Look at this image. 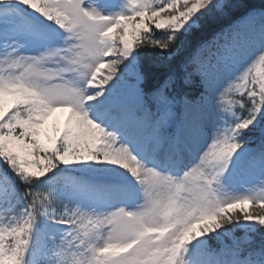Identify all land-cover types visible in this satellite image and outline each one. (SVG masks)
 Segmentation results:
<instances>
[{"label": "snow or ice", "instance_id": "1", "mask_svg": "<svg viewBox=\"0 0 264 264\" xmlns=\"http://www.w3.org/2000/svg\"><path fill=\"white\" fill-rule=\"evenodd\" d=\"M237 9L0 0V264H264V10Z\"/></svg>", "mask_w": 264, "mask_h": 264}, {"label": "trees", "instance_id": "2", "mask_svg": "<svg viewBox=\"0 0 264 264\" xmlns=\"http://www.w3.org/2000/svg\"><path fill=\"white\" fill-rule=\"evenodd\" d=\"M238 9H237V18L249 14L250 12H259L264 10V0H237ZM252 214L264 212L260 208H254L249 210ZM257 239L264 238L260 235L256 237Z\"/></svg>", "mask_w": 264, "mask_h": 264}, {"label": "rangeland", "instance_id": "3", "mask_svg": "<svg viewBox=\"0 0 264 264\" xmlns=\"http://www.w3.org/2000/svg\"><path fill=\"white\" fill-rule=\"evenodd\" d=\"M58 115H63V114H58ZM247 180H248V177L244 174L241 175L240 179L237 181V187H240V185H245L247 186ZM254 208H260L258 206H247V210H251V209H254ZM262 209V208H260ZM264 211V209H262ZM238 211V210H237ZM264 213V212H262Z\"/></svg>", "mask_w": 264, "mask_h": 264}]
</instances>
